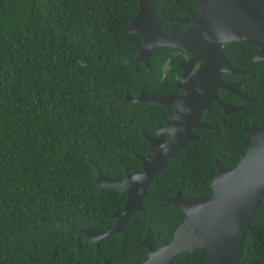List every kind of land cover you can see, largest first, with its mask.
<instances>
[{
	"label": "trees",
	"instance_id": "1",
	"mask_svg": "<svg viewBox=\"0 0 264 264\" xmlns=\"http://www.w3.org/2000/svg\"><path fill=\"white\" fill-rule=\"evenodd\" d=\"M154 5L159 13V0ZM138 8L137 0H0V264L142 263L149 255L142 245L147 230L153 235L163 228L167 241L185 219L184 210L167 202L180 188L166 193V184L187 159L193 157L188 173L195 176L196 167L203 183L184 187L181 194L201 197L213 194L215 158L228 161L230 144L233 158L247 152L251 139L244 133L245 122L230 124L229 115L213 103L218 128L207 131L220 147L201 139L170 158L149 188L145 211L133 212L122 233L99 243L81 233L86 227L113 225L109 217L126 200V194L97 185V176L124 178L140 170L135 153L148 154L145 135H154L171 113L164 106L124 99L138 96L139 90H173L169 82L180 74L178 56L184 53L167 46L156 50L151 68L131 62L143 41L127 29ZM170 17L165 16L167 26L182 27ZM170 60L175 69L165 82L164 62ZM247 67L239 88L256 102H246L238 114L261 117L264 63ZM135 71L143 86L136 84ZM227 95L232 94L220 91L222 99ZM119 129L143 131L114 138ZM109 138L114 145L106 149ZM247 240L239 264H264V197ZM206 256L204 248L194 257L185 252L172 264H205Z\"/></svg>",
	"mask_w": 264,
	"mask_h": 264
},
{
	"label": "water",
	"instance_id": "2",
	"mask_svg": "<svg viewBox=\"0 0 264 264\" xmlns=\"http://www.w3.org/2000/svg\"><path fill=\"white\" fill-rule=\"evenodd\" d=\"M138 1V13L127 26L129 32L140 34L143 38L136 59L147 60L149 55L159 48L169 46L183 49L191 56L187 62H182V69L186 73L193 69L198 59L206 61L201 63L199 73L196 71L197 74H194L188 85L179 86L180 90H187L184 96H157L143 92L140 100L148 104L175 108L199 102L207 106L215 101L227 114L243 110V106H231L223 102L218 95V89L221 88L238 93L243 99H249L247 94L221 79L220 73L223 71H239L223 67L227 64L221 60L215 77L212 70L206 71L204 65L212 61L210 59L216 56V52L225 58L222 47L225 42H255L260 44L264 52V0H195L200 8V15L193 20L182 21L187 29L180 35H169L162 31L161 20L155 15L152 5L154 0ZM242 28L249 31L244 33ZM260 59L264 60V55H260ZM207 76L212 87L209 90L203 87ZM188 121L192 122L188 115L183 118L173 117L168 120L166 130L182 135ZM246 130L252 138V144L237 166L227 169L218 165V174L210 184L213 190L211 195L192 199L178 195L170 199L169 203L184 210V222L176 229L172 240L157 249L150 245V238L145 239L144 244L151 249L150 255L142 263L134 264H172L178 254L185 251L196 254L203 248L208 251L205 264L240 263L245 235L264 196V131L256 127H247ZM146 139L153 146L157 145L150 136L146 135ZM177 143L178 147H181L185 142L178 140ZM150 153L152 155V152ZM164 165L162 160L157 168L155 163L150 165L148 160L143 164V171L130 175L123 181L108 179V186L118 188L126 194L123 209L110 217L115 225L108 230L98 231L86 227L81 233L99 241L122 231L131 213L141 209L142 199L148 193L149 184L156 173L163 171ZM137 187H142L143 192L137 193Z\"/></svg>",
	"mask_w": 264,
	"mask_h": 264
},
{
	"label": "flooded vegetation",
	"instance_id": "3",
	"mask_svg": "<svg viewBox=\"0 0 264 264\" xmlns=\"http://www.w3.org/2000/svg\"><path fill=\"white\" fill-rule=\"evenodd\" d=\"M155 1L156 0H154L152 2V5H153L154 11H155V15L157 16V18L159 20H161L162 31L166 34H169V35H180L181 33L185 32L187 29V26L185 23H182V21L186 22L189 20H193L200 15V8L197 6L195 0H192L191 3L187 2V1L180 2V0H175L174 3L171 0H159V3H160V5L158 6L159 13H157V7L154 5ZM164 12H165V14H164ZM169 15H172V17L168 18L169 21H171L172 23H175L176 25L182 26V27L167 26L165 23V20H166L165 16H169ZM248 31H249V29L242 28V32L245 33ZM222 47L224 50L225 58H222V56L216 52V56L210 59L212 61L205 63L204 66L206 67V71L212 70L213 75L216 77V70L219 67V62L221 60H223L228 65V66L225 65L223 67H230V68L237 70L239 72H228V71L221 72L220 75H221L222 81L225 83L234 85V87H237L238 90L241 91L239 88L242 85V83L239 80L240 75L247 73L249 71V67H247V66H250L252 63L253 64H259L262 62L264 63V60L260 59V55H264V52L262 51L263 49L260 46V44H258V43L238 41V40L232 41V42H225L222 44ZM230 55H233V56H230ZM190 57L191 56H189L186 52H184L183 55L178 56L180 74L178 76H176V78L170 82H169V78L171 76L170 72L172 69L173 70L175 69L174 68V62H172V60H170L168 62H164L163 69H164V78H166L165 82H169V85L173 84L174 89L172 90V86H170L169 92H166L162 95H170V94L173 95V94H175L178 96L179 95L184 96L185 94H187V90H180L179 86L185 85V84L188 85V82L193 80L192 77L194 76L196 71L199 73V70H200L199 68H200L201 63L206 62L205 60H199L198 59L196 61L195 66L193 67V69H191L188 73H186V71L182 69V62L183 61L187 62ZM257 58H258V60L256 61ZM135 60L136 59H133L132 62ZM138 63H143L144 65H147V63L144 60H142ZM184 65H186V64L184 63ZM241 70H243V72H240ZM198 77H200V76H198ZM210 86H211V82L207 76L203 87H207V89L209 90L212 88ZM221 90H223V89H221V88L218 89L219 97H220V91ZM226 92L230 93L232 95H227V96H225L224 99H222L220 97V99L223 102H225L231 106H243V110H241L243 112L245 109L244 105L246 102H256L255 98H253L252 96H247V97H249V99H243L238 93H235L232 91H230V92L226 91ZM241 92H243V91H241ZM176 103H178V102H176ZM213 103H215V101L211 102V106ZM259 106L262 108V113H263V115L261 117L256 115V114H252V115L246 114L244 116H240L238 113L241 111H234V112H231L228 114L229 119L231 121L230 124H232V125H237L240 122H245V124L243 126L244 127V133L248 138L251 139L250 145L252 144V138L248 135L246 128L247 127H256L257 129L264 131V98L260 99ZM209 108H211V111H209V118H208L207 111H200L197 108V106H195L194 108H186L185 105L183 107H179V108H175L173 106L167 107V109L171 113H170V116H167L165 118V124L164 125H158L156 127L155 131L153 132L154 135L146 134L147 136H150L152 139L159 138V136H160V139L157 142L158 147L154 148V149H152L151 143L147 140L149 142V145H150L149 146L150 149L147 152H149L152 149L150 151V152H152V158L146 157V155L143 156L142 157L143 164H144V162H147L148 160H150V165L155 163L157 168H159L160 162L162 160H164V164H165L167 159L170 156H173L172 154H175L177 151H181V150L185 149L190 142L201 140V139L209 141L212 145L217 146V148L220 147L221 145L218 144L217 141H215L214 138L211 135H209L208 131H207V130H209V128L214 130V131H217V129L214 126H213V128H211L212 122L210 120L218 121V119H219L216 115L215 108L214 107H209ZM188 110H194V111H188ZM222 111L225 114H227L223 108H222ZM189 114H195L198 118V123H196L194 121L186 123L184 126V131H183L182 135H179V134L174 133V132H169L166 130V128L168 127L167 121L171 117L172 118L173 117L183 118ZM232 114H234V115H232ZM166 133H171V135H167ZM191 136H194V137L192 138ZM215 136L217 139L220 138L218 133H215ZM178 140L183 141L185 143L180 148H178V146H177V149H174L175 148L174 143L175 142L177 143ZM96 142H97V147L100 150H103V148L100 147L101 141L96 140ZM249 146H248V148H249ZM223 149H227L225 144L223 145ZM232 151H233V147L230 144L229 145V151H227L225 153V156L228 158V161L221 160L220 158L214 159V165L217 168V173L210 180V184L218 174V165H221L227 169H232L235 167V165H237L241 156L238 159H236V157L233 158V156L231 155ZM135 156H136V158L139 159L141 154L135 153ZM192 164H193V157L187 159L185 168H180L176 171V175H177L176 178L170 179L167 181L166 193L169 191V189L180 188V190H182V188H184V187L197 186V185H200L201 183H203V177H202L200 171L198 169H196V167H193V168H195L194 169L195 170V176H192L188 173L187 167L189 165H192ZM141 171H143V170H138L137 172H141ZM108 181H109L108 178L104 175H101L99 177V182H101L102 184L107 185ZM180 190L176 191L174 197H177L178 195L181 197V191ZM136 192L142 193L143 188L137 187ZM205 195H207V194H205ZM184 220L185 219H183L180 222L179 226L181 225V223H183ZM114 225H115V222L109 228L113 227ZM179 226H177V227H179ZM176 229L177 228H175V230L172 233H169L168 237L172 236V234L176 231ZM165 241L166 240H164L162 242V244L167 243V241H169V240H167L166 242ZM150 245L152 246V243H150Z\"/></svg>",
	"mask_w": 264,
	"mask_h": 264
},
{
	"label": "clouds",
	"instance_id": "4",
	"mask_svg": "<svg viewBox=\"0 0 264 264\" xmlns=\"http://www.w3.org/2000/svg\"><path fill=\"white\" fill-rule=\"evenodd\" d=\"M138 1V0H137ZM138 4H139V1H138ZM139 9V8H138ZM143 39V38H142ZM142 43H143V41H142ZM141 46H142V44H141ZM141 48V47H140ZM140 50V49H139ZM138 53H139V51H138ZM154 54H150V58H149V62H148V64L147 65H145L147 68H151V57L153 56ZM138 57V54H137V56L134 58V59H136ZM136 72V71H135ZM249 72V71H248ZM136 84L138 85V86H143L144 85V81H143V79L141 78V76L136 72ZM143 92H147V93H151V94H154V95H157V96H164V95H162V94H155V93H153V92H148V91H145V90H139V95L138 96H133V95H131V94H127L125 97H124V99H126V100H129L130 102H132V103H138V102H141V103H145V101H143V100H140V96H141V94L143 93ZM98 96H100L101 98H104V96L102 95V94H99V93H96ZM133 99V100H132ZM96 102H98L100 105L101 104H104V101L103 100H101V99H96ZM146 104H148V103H146ZM150 105H153V106H161V105H157V104H150ZM185 105V107L186 108H194L195 106H197V103H187V104H184ZM206 106V105H205ZM166 109H167V107L166 106H164ZM148 111H149V117H152L153 118V112L150 110V109H147ZM168 110V109H167ZM187 110V109H186ZM188 111H194V110H188ZM207 115H208V118H209V111H207ZM168 116H170V114L168 115ZM191 119H192V121H194V122H196V123H198V118H197V116L195 115V114H189L188 115ZM167 117V116H166ZM165 117V118H166ZM165 118H164V124H165ZM172 118V117H171ZM170 118V119H171ZM211 122H212V127L211 128H213V126L217 129L218 127L216 126V121L214 120H210ZM190 121H188L187 123H189ZM167 123H168V121H167ZM163 124V125H164ZM159 125H161V124H159ZM158 126V125H157ZM209 130H212V129H210L209 128ZM137 131H139V132H141L142 133V131L143 130H141V129H135V130H128V129H125V130H122V129H119L118 131H116V133H115V135H114V138L115 137H119V138H131V135L134 133V132H137ZM214 131V130H213ZM94 133H97V131H95ZM103 134H104V132H103ZM167 135H170L169 133H166ZM110 133H108L107 134V136L108 137H110ZM145 138H146V135H145ZM114 145V139L112 138H109V142H107V145H106V149L107 148H110V147H112ZM178 148H180V147H178ZM178 152V151H177ZM176 152V153H177ZM176 153L174 154V156L176 155ZM145 156V155H144ZM174 156H172L171 158H173ZM142 157L143 156H140L139 157V159L141 160V162H142V168L140 169V170H143V160H142ZM170 160V159H169ZM165 169V168H164ZM163 169V170H164ZM138 171V170H137ZM137 171H135V172H133V173H131V174H128L126 177H124V178H110L109 176H107L106 174H102V173H100L98 176H97V178L95 179V182H96V184L97 185H99V186H101L102 188H109V189H112V190H116V191H118V192H120L121 194H125L124 192H122L120 189H118V188H115V187H111V186H108V185H105V184H102L101 182H99V177L101 176V175H104V176H106L109 180H118V181H123V180H125L128 176H130V175H133V174H135V173H137ZM162 172V171H161ZM158 173H160V172H158ZM158 173H156L155 174V176L158 174ZM155 176L153 177V180H154V178H155ZM153 180H152V182H153ZM152 182H151V184H152ZM151 184L149 185V188H150V186H151ZM149 188H148V193L146 194V196L145 197H143V199H142V203H141V209L140 210H137V211H134V212H144L145 211V209H144V207H143V203H144V200L147 198V196L149 195ZM140 194V193H139ZM264 197V196H263ZM262 197V198H263ZM172 198H174V196L173 197H171V198H169L168 200H167V202L170 200V199H172ZM262 200V199H261ZM169 203V202H168ZM172 204V203H171ZM258 210V209H257ZM122 211V210H121ZM257 212V211H256ZM116 213V212H115ZM114 213V214H115ZM133 213V212H132ZM132 213H131V215H132ZM114 214H112L111 216H113ZM110 216V217H111ZM110 217H109V219H110ZM131 217V216H130ZM186 218V217H185ZM111 220V219H110ZM111 222H113L112 220H111ZM129 222V221H128ZM128 222H127V224H128ZM184 222V221H183ZM127 224H125V226H124V228H123V230L122 231H118V232H115L114 234H112V235H110V236H108V237H106V238H109V237H111V236H114V235H116V234H120V233H122L124 230H125V227H126V225ZM112 226V225H111ZM109 229V227L106 229V230H108ZM163 228H161V229H158V230H156V231H154L153 232V235H152V232L148 229L147 230V232H146V236L143 238V240H142V245L145 247V249L148 251V253H149V255H150V251H151V249L149 248L148 249V247L146 246V244H144V240L145 239H147V238H150L151 239V242L150 243H152V247L153 248H155V249H157V248H159L161 245H163L162 244V242L164 241V240H166V236H161V230H162ZM82 230V229H81ZM96 230H98V231H105V230H102V229H97L96 228ZM249 231V230H248ZM175 233V232H174ZM248 233V232H247ZM83 234V233H82ZM167 237H168V235H167ZM172 238H173V234H172ZM245 238H246V235H245ZM245 238H244V241H245ZM91 239V238H90ZM92 240V239H91ZM103 240H105V238L104 239H102V240H99V241H97V243H99V242H101V241H103ZM172 239H170L169 241H167V243H169L170 241H171ZM94 241V240H93ZM244 241H243V244H244ZM96 242V241H95ZM248 243V240L247 241H245V245L244 246H246V244ZM166 244V243H165ZM186 253L187 252H189L190 253V255L192 256V257H194V255L195 254H192L190 251H185ZM185 252H183V253H185ZM181 254V253H180ZM197 254V253H196ZM149 255H148V257H149ZM179 255V254H178ZM177 255V256H178ZM176 256V257H177ZM207 256H208V251H207ZM207 256H206V259H207ZM175 257V258H176ZM174 261V260H173ZM106 263H109V264H111L110 263V261H109V259H107L106 260ZM173 263V262H172ZM129 264H134V263H129Z\"/></svg>",
	"mask_w": 264,
	"mask_h": 264
},
{
	"label": "bare ground",
	"instance_id": "5",
	"mask_svg": "<svg viewBox=\"0 0 264 264\" xmlns=\"http://www.w3.org/2000/svg\"><path fill=\"white\" fill-rule=\"evenodd\" d=\"M149 58H150V55H149V57H148V59L147 60H145V59H143V58H141V60L140 59H136L135 61H133V63H138V62H140V61H142V60H144L147 64H148V62H149ZM131 62H132V60H131ZM201 63V62H200ZM182 86V85H181ZM209 107H211V103H209V104H207V106H205L204 104H202L201 102H199V104L197 103V108L200 110V111H204V110H209L210 108ZM160 135V134H159ZM155 140H156V143L159 141V139H160V136H159V138H154ZM178 143H174V146L175 147H177L178 145H177ZM151 147H152V149H154V148H157L158 147V143H157V145L154 147L152 144H151ZM151 149V150H152ZM150 150V151H151ZM149 151V152H150ZM149 152H148V154L146 155V157H152V155H151V153L149 154ZM245 155V154H244ZM243 155V156H244ZM172 156H170L168 159H167V161H166V163H165V165H164V167H166L167 166V163H168V161H169V159L171 158ZM181 197L182 198H185V199H192V198H194V197H191V198H186V197H184L182 194H181ZM92 228H94V230H96V228L95 227H92ZM96 242H97V240H96Z\"/></svg>",
	"mask_w": 264,
	"mask_h": 264
}]
</instances>
